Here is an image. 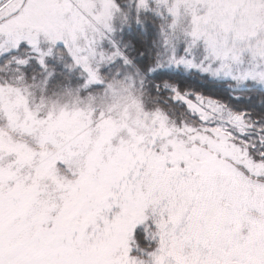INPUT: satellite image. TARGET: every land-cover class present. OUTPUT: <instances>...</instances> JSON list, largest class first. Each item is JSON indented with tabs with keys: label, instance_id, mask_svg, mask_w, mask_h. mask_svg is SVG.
<instances>
[{
	"label": "snow or ice",
	"instance_id": "6c2138e0",
	"mask_svg": "<svg viewBox=\"0 0 264 264\" xmlns=\"http://www.w3.org/2000/svg\"><path fill=\"white\" fill-rule=\"evenodd\" d=\"M0 264H264V0H0Z\"/></svg>",
	"mask_w": 264,
	"mask_h": 264
}]
</instances>
